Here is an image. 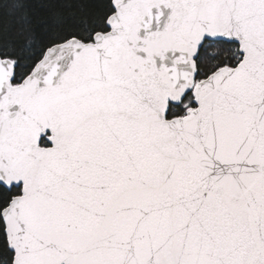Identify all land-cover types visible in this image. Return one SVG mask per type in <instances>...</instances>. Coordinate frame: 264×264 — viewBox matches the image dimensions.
<instances>
[{
    "label": "snow or ice",
    "instance_id": "6c2138e0",
    "mask_svg": "<svg viewBox=\"0 0 264 264\" xmlns=\"http://www.w3.org/2000/svg\"><path fill=\"white\" fill-rule=\"evenodd\" d=\"M0 0V264H264V0Z\"/></svg>",
    "mask_w": 264,
    "mask_h": 264
},
{
    "label": "trees",
    "instance_id": "16d2710c",
    "mask_svg": "<svg viewBox=\"0 0 264 264\" xmlns=\"http://www.w3.org/2000/svg\"><path fill=\"white\" fill-rule=\"evenodd\" d=\"M46 0H29L31 9L34 11V14L37 16H43L46 13V9L41 5L44 4Z\"/></svg>",
    "mask_w": 264,
    "mask_h": 264
}]
</instances>
